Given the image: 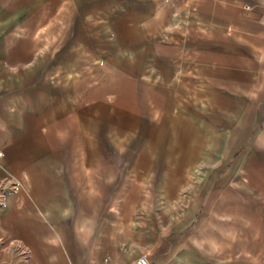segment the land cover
<instances>
[{
    "label": "crops",
    "instance_id": "0c3cea01",
    "mask_svg": "<svg viewBox=\"0 0 264 264\" xmlns=\"http://www.w3.org/2000/svg\"><path fill=\"white\" fill-rule=\"evenodd\" d=\"M31 213L58 264H264V0H0V240Z\"/></svg>",
    "mask_w": 264,
    "mask_h": 264
},
{
    "label": "rangeland",
    "instance_id": "374dc122",
    "mask_svg": "<svg viewBox=\"0 0 264 264\" xmlns=\"http://www.w3.org/2000/svg\"><path fill=\"white\" fill-rule=\"evenodd\" d=\"M128 91L134 92L133 87L128 86ZM142 95H150L149 86L144 84L142 89ZM34 213H31L32 227H31V240L29 245L19 244L17 242H5L0 240V264H5L11 261L12 258L18 257L21 264H58V244L54 243H37L34 242L40 239L38 236L44 237L48 240L51 239L52 233L49 228H43L38 225ZM38 217V216H37ZM37 219V218H34ZM4 224L2 220V214H0V225ZM19 232L20 229L0 227L1 232L5 231ZM43 239V238H41Z\"/></svg>",
    "mask_w": 264,
    "mask_h": 264
},
{
    "label": "built area",
    "instance_id": "2783aa9c",
    "mask_svg": "<svg viewBox=\"0 0 264 264\" xmlns=\"http://www.w3.org/2000/svg\"><path fill=\"white\" fill-rule=\"evenodd\" d=\"M131 264H149V260L145 255L139 256Z\"/></svg>",
    "mask_w": 264,
    "mask_h": 264
}]
</instances>
